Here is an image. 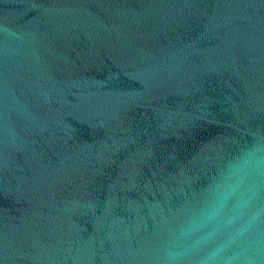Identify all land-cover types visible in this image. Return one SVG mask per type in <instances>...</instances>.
<instances>
[{"label":"water","instance_id":"1","mask_svg":"<svg viewBox=\"0 0 264 264\" xmlns=\"http://www.w3.org/2000/svg\"><path fill=\"white\" fill-rule=\"evenodd\" d=\"M251 149L264 0H0V264H166ZM256 213L253 239L264 178L241 220ZM248 255L264 264V244Z\"/></svg>","mask_w":264,"mask_h":264},{"label":"clouds","instance_id":"2","mask_svg":"<svg viewBox=\"0 0 264 264\" xmlns=\"http://www.w3.org/2000/svg\"><path fill=\"white\" fill-rule=\"evenodd\" d=\"M264 178V151L251 149L229 163L220 181L212 190L211 203L198 216L191 218L179 231L177 243L165 250L166 264H180L181 259L194 247H198L224 230L227 235L205 257L203 264H252L248 253L264 244V237L250 238L260 213L241 220L257 181ZM230 201H235L231 214L224 209ZM215 225L212 231H202L207 225ZM200 231L197 240L193 233Z\"/></svg>","mask_w":264,"mask_h":264}]
</instances>
